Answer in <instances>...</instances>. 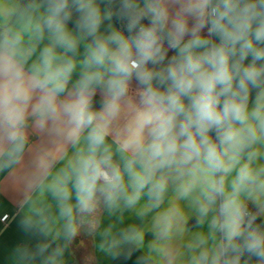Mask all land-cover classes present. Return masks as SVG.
<instances>
[{
	"label": "clouds",
	"instance_id": "obj_1",
	"mask_svg": "<svg viewBox=\"0 0 264 264\" xmlns=\"http://www.w3.org/2000/svg\"><path fill=\"white\" fill-rule=\"evenodd\" d=\"M33 135L13 264H264V0H0V171Z\"/></svg>",
	"mask_w": 264,
	"mask_h": 264
},
{
	"label": "crops",
	"instance_id": "obj_2",
	"mask_svg": "<svg viewBox=\"0 0 264 264\" xmlns=\"http://www.w3.org/2000/svg\"><path fill=\"white\" fill-rule=\"evenodd\" d=\"M44 146H47L46 142L33 135L21 163L12 169L0 171V264H13L12 254L18 244L35 245V240L27 236L17 224L20 213L17 212L16 205L23 195V177L31 169L32 158ZM77 242L79 247L76 251V259L82 264L85 255L93 251L92 241L80 236L77 237ZM134 260L135 257L132 261H120L118 264H133ZM69 264H72L71 260ZM90 264H115V262L102 254L95 253L90 259Z\"/></svg>",
	"mask_w": 264,
	"mask_h": 264
}]
</instances>
